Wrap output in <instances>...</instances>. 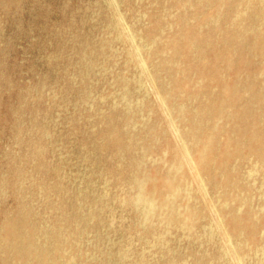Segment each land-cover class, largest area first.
Here are the masks:
<instances>
[{
    "label": "bare ground",
    "instance_id": "6f19581e",
    "mask_svg": "<svg viewBox=\"0 0 264 264\" xmlns=\"http://www.w3.org/2000/svg\"><path fill=\"white\" fill-rule=\"evenodd\" d=\"M92 6L98 38L46 58L63 95L0 59V264H264V0ZM67 97L98 187L49 159Z\"/></svg>",
    "mask_w": 264,
    "mask_h": 264
},
{
    "label": "rangeland",
    "instance_id": "374dc122",
    "mask_svg": "<svg viewBox=\"0 0 264 264\" xmlns=\"http://www.w3.org/2000/svg\"><path fill=\"white\" fill-rule=\"evenodd\" d=\"M95 1L24 0V4L13 17L0 14V59L7 66L5 73L9 75L11 81L31 85L42 80L51 93L62 94L59 72L70 62L66 60L59 65L50 64L46 58L52 54H61L63 57L75 56L76 48L72 40L80 28L98 38L103 24L92 22V17L99 12L92 6ZM92 13L95 14L91 16ZM62 33L64 37H60ZM6 93L8 94L5 91ZM10 101L16 102L15 97H10ZM63 102L65 108V105L59 107L54 105L51 113L39 118V122L48 123L52 134L50 142H47L53 148L49 153V159L60 160L62 170L70 175L67 179L69 185L86 189V179L89 178L98 187L100 181L79 151L80 135L68 132L67 118L73 110L71 98L67 97ZM0 141L1 143L9 141V134L5 133ZM7 203H11L10 200H7Z\"/></svg>",
    "mask_w": 264,
    "mask_h": 264
}]
</instances>
